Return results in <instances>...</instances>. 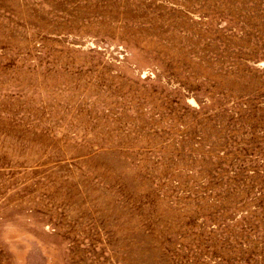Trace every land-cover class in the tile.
<instances>
[{"label": "rangeland", "instance_id": "374dc122", "mask_svg": "<svg viewBox=\"0 0 264 264\" xmlns=\"http://www.w3.org/2000/svg\"><path fill=\"white\" fill-rule=\"evenodd\" d=\"M0 264H264V0H0Z\"/></svg>", "mask_w": 264, "mask_h": 264}]
</instances>
